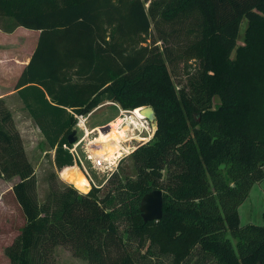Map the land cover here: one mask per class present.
Here are the masks:
<instances>
[{
    "label": "trees",
    "instance_id": "obj_1",
    "mask_svg": "<svg viewBox=\"0 0 264 264\" xmlns=\"http://www.w3.org/2000/svg\"><path fill=\"white\" fill-rule=\"evenodd\" d=\"M152 24L169 27L161 39H175L186 66L199 63L182 88L171 49L147 44ZM19 26L40 36L16 88L65 180L81 168L65 146L75 113L150 104L157 127L131 152L135 173L119 165L88 190L53 174L41 199L0 97V175L19 176L26 217L5 247L11 264H57L58 244L89 264H264V208L262 223L242 224L239 212L264 179V0H0V29ZM154 188L163 216L146 221L141 200Z\"/></svg>",
    "mask_w": 264,
    "mask_h": 264
},
{
    "label": "rangeland",
    "instance_id": "obj_2",
    "mask_svg": "<svg viewBox=\"0 0 264 264\" xmlns=\"http://www.w3.org/2000/svg\"><path fill=\"white\" fill-rule=\"evenodd\" d=\"M145 5L146 8H148L149 2H146ZM246 25L247 21L244 20L240 28V36L238 40L239 45L243 44ZM169 30L170 29L168 26H162L161 24V28L159 29L155 27L154 24H152L150 37L147 41V44H153L155 41L156 44L160 46L161 51H163L166 46L171 49L172 52L170 55L172 61H168V67L176 84V88L179 89L182 88L190 76L196 72V69L199 67V63L195 62L194 60H190L189 66H186L187 64L179 59V50L177 49L178 45H176L175 39L168 38L166 41L161 39V36L165 34V31ZM12 103V108L14 110H10L12 111L17 127L21 132L27 155L35 167L37 175V190L41 199L45 198L50 190L53 174H56L55 177L60 186L64 185L65 183H70L74 186L78 184L83 185L82 189L86 188L88 190L93 184H95V182L98 185L104 184L109 176H111V174L119 167V165H127L126 170H128V172L131 174L135 173L130 157L132 150H130L127 144L130 142L136 145L140 144V136L134 135L133 137L136 139L126 141L125 143L127 144L124 143L131 152L125 151L124 149L126 148L124 146L117 145V149L119 151L123 149V154L114 159L115 162L112 163L113 165L108 162L98 165L88 147L90 142H96L102 139V133L96 130L85 137L77 146L81 157V160L78 158V165L81 167L79 169L80 173L75 178L73 183L65 180L61 176L60 170L57 168L54 162V149H49V145L45 136L43 135L35 120L31 118L30 112L21 110L19 105L14 102ZM118 114H120V108L117 105L109 104L92 112L87 124L88 126H93L94 124L110 120ZM117 119L107 123H115L117 122ZM149 120L151 121L152 129L155 130L157 124L156 115L153 118L149 117ZM103 125H105V123ZM74 129H77V135L79 138L82 137L84 130L79 129L76 126ZM139 129H144V127L139 124ZM152 129L151 136L153 135ZM136 130H138V128H135L133 132ZM128 131L129 130H127V134ZM146 132L147 131L143 132V134ZM123 139H125L124 136ZM84 166L87 167L89 173L86 172ZM18 180V175H15L11 178H5L0 175V189L3 190L5 199L7 201V206L0 208V264H11L10 258L5 253V247L14 240L26 222V217L17 198L15 196L14 198L11 196V191L13 192L12 186ZM263 198L264 179L256 181L253 184L247 198L239 206L242 224L263 222ZM54 260L57 264H89L85 257L74 254L73 250L65 244H58L55 246Z\"/></svg>",
    "mask_w": 264,
    "mask_h": 264
},
{
    "label": "crops",
    "instance_id": "obj_3",
    "mask_svg": "<svg viewBox=\"0 0 264 264\" xmlns=\"http://www.w3.org/2000/svg\"><path fill=\"white\" fill-rule=\"evenodd\" d=\"M39 36V30L28 29L23 26L17 27L10 33L0 29V97H3L6 100L10 109H13L12 102H14L21 107V110L29 111L26 103L18 93L19 88H16V84L33 57ZM48 97L50 96L48 95ZM109 104L117 105L120 109L122 108L117 103L106 101L103 105L95 107L94 111ZM119 117H121L120 114L110 120L94 124L93 126H88V128L94 132L104 123L115 120ZM95 185L98 184L95 182ZM11 194L13 198L14 196L16 197L14 191H11ZM6 206L7 201L5 195L3 190L0 189V208Z\"/></svg>",
    "mask_w": 264,
    "mask_h": 264
},
{
    "label": "bare ground",
    "instance_id": "obj_4",
    "mask_svg": "<svg viewBox=\"0 0 264 264\" xmlns=\"http://www.w3.org/2000/svg\"><path fill=\"white\" fill-rule=\"evenodd\" d=\"M126 115V117L121 115L115 123H106L100 126V128H97L98 132L102 133V139L100 141L90 142L88 147L98 165H102L104 162L112 164L115 162V158L123 154V149L119 151L117 145L124 146L126 148L124 150L129 151V148L131 149L129 143H126L129 148L124 143L134 138V135L131 137L127 136L126 130L131 129V133L133 134V130L139 128V124L143 123V117H154L153 111L151 109L145 110L143 106L142 108L127 112ZM125 118H127V121L124 120ZM123 136L125 139H123Z\"/></svg>",
    "mask_w": 264,
    "mask_h": 264
},
{
    "label": "built area",
    "instance_id": "obj_5",
    "mask_svg": "<svg viewBox=\"0 0 264 264\" xmlns=\"http://www.w3.org/2000/svg\"><path fill=\"white\" fill-rule=\"evenodd\" d=\"M93 111H94V109H92V110H90L88 112H77V113H75V116H76V127L79 128V129L84 130V134L82 135V137H80V138L78 137L79 140H77L76 142L71 143V145L65 144V146L67 148H69V150L73 153L76 163H78V158L81 160V157H80V154L78 152L77 146L79 145V143L85 137H87L93 131L90 128H88V124H87ZM129 111H131V109L121 108L120 109V114H122L123 117H126L125 115ZM143 118H144V120H143V123L141 125L144 127V129H139L138 128V130H136L133 134L131 133V129L130 130L127 129V130H129L127 136L131 137L132 135H135V136L139 135L141 137V138H139L141 142H145V141L149 140L153 136V135L151 136L152 125H151V121L149 120V117L145 116ZM124 120L127 121V118H125ZM127 130H126V133H127ZM145 131H147V132L143 134V132H145ZM152 131H153V134H154L155 130L152 129ZM132 139H136V138H132ZM132 139H129L128 141H131ZM141 142H139V143H141ZM129 145L131 147L130 150H132V151L138 146V145H136L134 143H131V142L129 143ZM130 150L128 152H131ZM84 168L86 169V172L89 173L87 167L84 166Z\"/></svg>",
    "mask_w": 264,
    "mask_h": 264
},
{
    "label": "water",
    "instance_id": "obj_6",
    "mask_svg": "<svg viewBox=\"0 0 264 264\" xmlns=\"http://www.w3.org/2000/svg\"><path fill=\"white\" fill-rule=\"evenodd\" d=\"M145 110L151 109L155 116V109L152 105H143ZM149 117V116H147ZM157 127V124H156ZM70 143L78 140L77 129H74L68 136ZM92 187V186H91ZM87 192V191H86ZM164 191L161 188H154L146 192L141 200L143 217L148 220H159L163 216Z\"/></svg>",
    "mask_w": 264,
    "mask_h": 264
}]
</instances>
